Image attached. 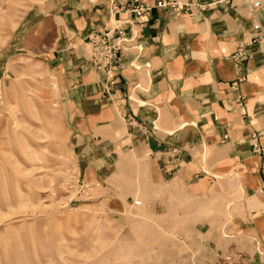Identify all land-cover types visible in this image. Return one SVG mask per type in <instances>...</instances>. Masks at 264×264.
<instances>
[{
	"label": "crops",
	"instance_id": "1",
	"mask_svg": "<svg viewBox=\"0 0 264 264\" xmlns=\"http://www.w3.org/2000/svg\"><path fill=\"white\" fill-rule=\"evenodd\" d=\"M128 1L43 0L22 23L56 79L75 169L104 183L127 153L147 159L154 212L176 236L154 264H224L229 250L264 264V158L250 140H264V0H179L205 6L180 16L154 9L127 25L132 41L104 73L86 40ZM238 46L246 54L235 65ZM216 182L235 195L230 214L195 220L192 194Z\"/></svg>",
	"mask_w": 264,
	"mask_h": 264
},
{
	"label": "rangeland",
	"instance_id": "2",
	"mask_svg": "<svg viewBox=\"0 0 264 264\" xmlns=\"http://www.w3.org/2000/svg\"><path fill=\"white\" fill-rule=\"evenodd\" d=\"M42 1L0 0V264H154L176 238L154 212V170L133 152L104 183L75 169L56 79L22 24ZM227 187L192 194L195 220L230 214Z\"/></svg>",
	"mask_w": 264,
	"mask_h": 264
},
{
	"label": "built area",
	"instance_id": "3",
	"mask_svg": "<svg viewBox=\"0 0 264 264\" xmlns=\"http://www.w3.org/2000/svg\"><path fill=\"white\" fill-rule=\"evenodd\" d=\"M252 4L254 7L259 5L257 1ZM112 8L116 13L124 15L112 20L111 25L103 32L90 33L86 40L89 46L90 61L97 70L104 73L112 72L115 69L120 58L119 54L132 41L127 25L143 23L150 17L154 9L180 16L199 13L205 6L193 1L183 3L179 0H129L127 5H112ZM259 37L258 33L257 38ZM245 54L238 46L231 55V60L236 65L244 59ZM250 140L253 153L264 158V140H261L257 133H252ZM135 203L139 204L138 201ZM241 259V252L229 250L223 256L222 263L240 264Z\"/></svg>",
	"mask_w": 264,
	"mask_h": 264
}]
</instances>
